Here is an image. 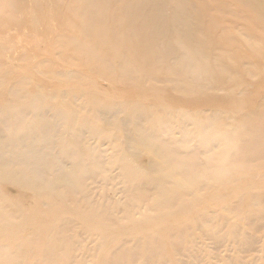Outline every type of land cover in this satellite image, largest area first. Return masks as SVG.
<instances>
[{
	"label": "rangeland",
	"instance_id": "rangeland-1",
	"mask_svg": "<svg viewBox=\"0 0 264 264\" xmlns=\"http://www.w3.org/2000/svg\"><path fill=\"white\" fill-rule=\"evenodd\" d=\"M193 1L200 48L135 61L80 33L79 0H0V172L41 181L0 177V264H264V0ZM134 114L172 156L117 139ZM42 118L72 140L19 139Z\"/></svg>",
	"mask_w": 264,
	"mask_h": 264
},
{
	"label": "bare ground",
	"instance_id": "bare-ground-1",
	"mask_svg": "<svg viewBox=\"0 0 264 264\" xmlns=\"http://www.w3.org/2000/svg\"><path fill=\"white\" fill-rule=\"evenodd\" d=\"M198 6L193 0H79V4L73 11L77 13L78 28L80 33L89 39L96 47H111L116 53L120 43L128 46L130 49H139L141 54L136 56L135 61L140 58L145 60L155 59V56H163L165 61H173L185 51L198 50L201 40L198 35ZM109 28L107 32L106 28ZM77 44V43H76ZM92 49L87 48L86 53L92 54ZM93 57V55L91 56ZM88 60L93 58L85 57ZM144 60V61H145ZM123 67L125 70L132 69L131 55L127 54L124 59ZM131 78L133 76L127 75ZM33 104H37L33 102ZM93 111H97L102 118L112 112L108 108L99 105H89ZM55 115V114H54ZM138 118L134 114L131 118ZM128 116L119 117V120L126 121L131 119ZM114 125L117 131V139L125 140L129 146L136 150L149 154L151 158L172 156L169 151L159 150V146H168L171 139L159 137L155 129L160 130L158 125L148 122L145 118H138L131 126L125 123ZM129 124L130 121H127ZM83 125H87V131L94 136L93 126L87 124L84 120L79 121L76 118L70 119L66 131L76 130ZM22 123H16V130L20 131ZM32 129L31 125L27 130L19 135V139L27 144L30 138L45 137L48 141L63 142L65 136L72 140L67 133L58 138L59 129L57 125L45 118L38 121ZM164 131H168L164 129ZM120 131L121 133H119ZM65 153L64 150H61ZM77 154H83L77 150ZM4 154L14 156L16 152L10 147L7 141L0 145V164L6 165ZM161 167V166H160ZM5 170V169H4ZM0 172V177L6 181L18 180L22 184L36 188L41 181L31 182V178L18 176L14 170ZM21 171V170H19Z\"/></svg>",
	"mask_w": 264,
	"mask_h": 264
}]
</instances>
